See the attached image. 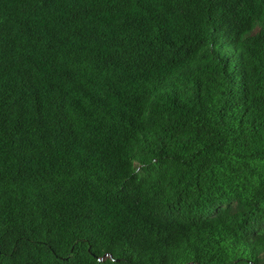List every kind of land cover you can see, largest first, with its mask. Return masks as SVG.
<instances>
[{"label":"trees","instance_id":"1","mask_svg":"<svg viewBox=\"0 0 264 264\" xmlns=\"http://www.w3.org/2000/svg\"><path fill=\"white\" fill-rule=\"evenodd\" d=\"M0 264H264V0H0Z\"/></svg>","mask_w":264,"mask_h":264}]
</instances>
